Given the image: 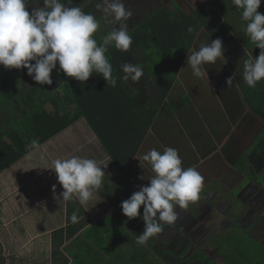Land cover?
Listing matches in <instances>:
<instances>
[{
	"label": "crops",
	"instance_id": "obj_1",
	"mask_svg": "<svg viewBox=\"0 0 264 264\" xmlns=\"http://www.w3.org/2000/svg\"><path fill=\"white\" fill-rule=\"evenodd\" d=\"M203 1L199 2V0H196L193 5L192 0H123L125 7L133 13L124 23L128 25V31H130L135 25L141 23L160 9L167 7L178 17L179 11H184L188 14L193 11L194 6L201 5ZM80 2L82 0H78V4ZM92 3L94 4L93 7L91 6L92 14H97L98 16H95L104 21L98 30L99 33H102V35L107 34L113 26H119V24L113 25L105 22L103 0H89L88 3L82 5L86 6ZM97 5H100V7H97ZM178 21L179 18H175L173 20L174 25H177ZM203 28H205L206 40L200 39V41H204L205 44H210L211 40L220 38L223 32L213 35L206 26H202L200 30L202 31ZM201 35L204 34L201 33ZM209 38L211 39L209 40ZM245 42L248 47L254 45L251 41ZM243 50L244 48L242 47V49L238 50L239 53H226L231 60L230 63L233 65L234 73L236 74V71L238 73L240 69L242 82L244 70ZM225 51L227 52V50ZM249 56L251 55L249 54ZM135 59H138V57H135ZM130 62L141 65L144 70V74L138 82H133L129 79L132 88L137 93L144 94L141 96L139 103L144 120H136L135 118L132 120L129 113H132L133 106H127V101L122 100L120 107L128 109L129 112L124 113V126L122 131L119 132L121 133L120 136L139 135L138 131L142 130L147 119V115L144 114L145 109L155 103L147 94L148 83L145 79L148 77V73L146 66L137 61L130 60ZM215 63H212L211 69H204L203 71L209 77L211 93L225 109L223 107V110H217L215 104H213L214 99H212L209 92H205V94L203 93L200 96L199 103L191 96L190 101L178 102L174 110L176 112V122L181 126V132L178 134L174 131L173 134L169 135L170 138L167 143L162 142L164 145L173 148H184L186 144L191 146L194 149V157L198 158L195 165L198 170L205 163L209 164L205 168L207 171H204L207 178L202 187L204 190H208L206 195L209 198H212L211 191L214 189L211 185L226 182V173L229 169L241 174L252 164L264 168V163L262 164L259 159L258 161H254L251 158L248 159L249 164L245 168H242L243 162L241 161L245 151L249 152L247 156L250 157L251 150L254 149L258 152L260 147H264V140L261 138L259 143L257 141L245 149L249 145L245 146V143H247L245 139L248 138V133L252 132L250 128L252 127L253 129V126L257 123H264V113H262V110H264V99L262 94L258 92L261 91V86L264 82H257L254 88H249L244 82L245 88L252 94V98H260L255 108L261 115L255 116L253 122L250 123H243L241 117H236L238 121L235 122L225 104V99L223 100V95H219V92L214 87V80L211 78L213 77L211 74H213ZM227 75L229 74L227 73ZM47 87L50 92L54 91L62 98L60 83L59 85H47ZM15 89L17 92H24L22 87L21 89ZM232 89L235 90V88ZM237 100L234 97L231 101L236 102ZM14 104L12 103V105ZM62 104L64 105V102ZM48 105L52 107L51 104ZM258 105L260 106L259 110L257 109ZM2 111L4 110L0 108L1 114L4 113ZM173 113L171 111L168 117L163 118L159 114L153 120L133 159L139 160V163L134 164L136 162L132 163V160L123 170H120L111 160L107 150L87 120L80 118L0 171V264H169L153 248L154 245L163 243L167 245L168 249L183 258L193 259L192 256L197 254H210L209 256L212 259L214 258L213 260L216 263L226 264L225 259L227 256L222 257L220 255L221 247L217 246V243L212 245V241L214 239L218 240L221 235H224L225 230L218 232L216 229L217 225L214 226L213 224L220 219V216L222 219L225 214L229 213V203L227 201L224 203V208H217L214 214L212 201L209 200H198L193 205L189 202L190 206L188 208H182L177 205L175 210L178 213V219L175 222L176 224L174 223L177 226L173 224L165 225L161 233L150 238L144 245L136 243L137 237L143 232L145 227V223L141 218L143 205L140 208L141 216L136 218L129 219L122 212L121 202L129 198L134 191L139 190L140 186L148 185L143 182L131 181L129 183L124 181L123 171L126 172L131 165H135L137 170L142 169L144 173L145 169L149 170V167L142 159L143 154L152 150L154 145L151 141L148 144V136L153 131L157 141H160L163 127L157 125V128L154 123L160 121L161 124H166ZM7 118L4 115H0V134L7 130ZM168 122L171 123V121ZM258 126L257 124L256 128ZM80 127L83 128L80 131L84 133L81 137L85 138L84 135L89 136L87 145L81 146L76 150L73 149L69 142L67 143V140L66 142L62 139L58 140L60 136L63 137L65 132L71 129L79 130ZM88 128L92 129L94 135L90 129L88 131ZM166 135L168 136V134ZM182 135L187 138V143L182 141ZM146 142L148 145H145ZM162 143L161 146L163 147ZM55 147L57 148V153L55 152ZM30 154L32 155L31 159H29ZM72 155L94 158L101 161L102 164H108L104 169L105 175L101 187L97 190L96 199L90 201L86 206L80 205L78 198L75 197L70 201L59 203L55 196L62 192L63 188L57 180L55 171L39 168L43 166L40 160L41 156L51 166L53 159L66 158ZM259 155H262L261 158L264 157V148L260 149L255 157ZM138 165L141 167L140 169L136 168ZM228 165L229 167H227ZM209 168H212V170ZM133 177L135 179L138 175L136 174ZM140 180L141 177L139 178ZM242 183L241 178L238 183L240 187ZM53 185L56 186L55 192L53 191ZM242 188L244 189V187ZM237 211L238 214H233L234 218H243L245 221V217H248V221L245 222H248L250 226H255V220L260 219V216L254 215L250 209L243 214L241 210ZM191 212H194L195 218L191 217ZM73 213L77 214V222H73L71 219ZM212 215L215 216L211 217ZM188 219L190 221L197 220V234L202 238L198 240V244L193 246H190L192 241L187 235L190 227L182 222ZM213 220L214 223L202 224V222H211ZM170 226L177 229L175 234L167 232L166 229ZM180 228L186 229L181 231ZM256 229L260 231V227L257 226ZM252 234L255 233L252 232ZM213 253L219 259L213 257Z\"/></svg>",
	"mask_w": 264,
	"mask_h": 264
},
{
	"label": "clouds",
	"instance_id": "obj_2",
	"mask_svg": "<svg viewBox=\"0 0 264 264\" xmlns=\"http://www.w3.org/2000/svg\"><path fill=\"white\" fill-rule=\"evenodd\" d=\"M40 2L0 0V65L26 68L34 81L51 85V73L57 69L58 63V71L62 70L79 82L84 83L93 73H98L108 85L115 87L117 78L106 55L108 48L114 45L126 52L133 43L128 25L124 23L133 13L125 7L123 0H103L105 22L119 26H113L102 35L99 44L95 34L101 27V21L94 14L74 6L73 0H43V6ZM232 3L242 9L241 18L247 22L245 32L261 50L254 59L249 56L244 61L243 80L249 88H254L257 82L264 79V14L258 11L261 0H232ZM187 31L192 33L194 29L189 26ZM223 56L222 39L216 38L188 55L187 63L195 76L203 77L206 73L201 66L215 63ZM121 69L125 73V81L131 79L138 82L144 74L139 64L123 63ZM227 84L228 87L233 84V77L227 78ZM37 147L38 141L32 140L29 148L34 150ZM142 159L151 165L154 175L148 185L140 186L121 202L122 212L129 219L141 216L143 205L141 218L145 227L137 237L138 245L146 244L150 238L161 233L165 225L174 224L178 219L176 206L187 208L189 202L198 201L204 184L203 175L195 167L182 166V158L173 147H165L162 152L152 149ZM40 160L43 166L39 168L54 170L63 188L55 196L59 203L75 197L80 205L86 206L96 199L108 164L76 155L55 158L51 166L43 156ZM55 187L53 185L54 192ZM71 219L77 222V214L73 213Z\"/></svg>",
	"mask_w": 264,
	"mask_h": 264
},
{
	"label": "trees",
	"instance_id": "obj_3",
	"mask_svg": "<svg viewBox=\"0 0 264 264\" xmlns=\"http://www.w3.org/2000/svg\"><path fill=\"white\" fill-rule=\"evenodd\" d=\"M214 2L215 0H204L193 12L187 14L184 11H179L178 17L167 7L160 9L129 31L133 43L128 51L122 52L114 45L110 46L106 55L113 65V75L117 78L115 87L108 85L102 75L98 73H93L86 82L82 83L63 72V77L51 75L52 84L59 85L60 83L62 91V98H60L56 92H50L47 84L41 85L29 75L24 76L30 79V83L33 85L24 92H17L13 85L3 84L6 82L5 79L0 80V108L8 115L4 116L8 117L7 130L0 134V171L32 150L29 148L32 140H37L40 145L80 118L87 120L111 160L120 170H123L135 158L153 120L159 114L163 117L169 113L164 110L165 107L171 104L173 106L170 110H174L178 102L190 101L188 94L183 95L179 101L174 99L170 102L167 98L178 80L179 72L190 50L193 48L192 51H198L200 46L205 44L204 41H200V39L206 40L205 37L203 38L204 35H201L202 26H206L213 35L225 30L222 17L216 10ZM80 3L73 0L74 6H80L85 12L92 13L93 3L86 6H82ZM175 18H179L177 25H174L173 22ZM189 26L194 29L192 33L187 31ZM101 35L102 33L98 31L95 34L98 44L102 42ZM130 60L146 66L148 73V77L145 79L148 83L147 94L155 101L145 109V112L143 111L147 115V119L142 130L138 131L139 135L135 134L137 137L131 134L120 136L121 133H119L124 126V113L129 112L128 109L120 107L122 100L127 101V106H133L132 113H129L132 120L134 118L144 120L139 108L141 96L144 94L137 93L132 88L130 81L123 79L125 73H123L121 65L131 63ZM204 66L206 69H211L212 63H206ZM5 69L3 65H0V76L4 74ZM23 69L26 68H14V71L20 72ZM225 74V78L220 79L225 82L222 90L218 88L220 82L217 83V86L214 83L219 94L234 88L233 84L228 87L227 78L229 75L226 71ZM211 75L213 76V74ZM211 78H214L215 81L218 80L216 76ZM1 95L4 96V102H1ZM224 96L225 104L234 118L233 121H238L236 117H240L239 107L242 102L240 99L236 102L231 101L229 108L227 102L229 97ZM232 99L233 95H231ZM12 103L15 104L12 106ZM48 104H51L52 107ZM256 153L258 152L254 149L251 150L250 158L254 161L259 159L263 164L264 157L261 158L262 155L255 157ZM260 231H262L261 236L257 234L251 236L256 240L258 238L260 241L263 240L264 225L261 226ZM166 246L163 243L154 245L153 248L169 264H211L212 258L208 254L204 258L201 256L193 259L183 258Z\"/></svg>",
	"mask_w": 264,
	"mask_h": 264
},
{
	"label": "rangeland",
	"instance_id": "obj_4",
	"mask_svg": "<svg viewBox=\"0 0 264 264\" xmlns=\"http://www.w3.org/2000/svg\"><path fill=\"white\" fill-rule=\"evenodd\" d=\"M78 1V0H77ZM202 0H199L201 2ZM89 0H82V4L88 3ZM193 5L196 0H192ZM80 3V4H81ZM40 6H43V0L40 2ZM83 6V5H82ZM199 6V5H198ZM198 6H194L193 10L196 9ZM214 6L218 13L221 15L223 23L225 24V30L222 32L220 39H222L223 42V49H224V56L221 58H218L216 63H215V68L213 69V76L218 77V80L215 81L214 83L217 86V83L220 82L219 87L221 90L224 87L225 82L221 81L220 79L225 78V71L226 73L229 74L230 77H233V86L235 90H230V91H225L224 93H220L219 95H223V100L225 99L224 95H229L228 99V107L230 108L231 105V95H233V98L235 99H240L242 102V105L240 104L239 107V115L243 120V123H250L253 122L254 117H258L261 115V113H258L255 105L257 102L260 101V98H252V94L249 92L247 88H245L244 80L242 82L241 76H240V69L238 70V73L236 71V74L234 73L233 70V65L230 63L231 60L229 57H227L226 53H236L244 48V54H243V62L249 57V54L251 57L254 59L256 56L259 55L260 49L255 46V44L252 47L246 46L245 41H251L248 35L245 32L246 24L247 22L242 20V9L237 8L233 3L232 0H215ZM31 6L29 7L30 10ZM258 11L262 14H264V0H261V5L258 8ZM101 21V25L103 24L104 21L102 19H99ZM101 28V27H100ZM205 28L202 29V34H204L203 38L205 37ZM211 38H209L210 40ZM227 50V52L225 51ZM194 51L189 53L188 55H191ZM237 53V55H238ZM232 54H230L232 56ZM255 54V55H254ZM188 55L186 56L185 62L183 64V67L181 68L178 76V80H176L173 89L168 95L167 100L172 102L174 99H181V97L185 94L190 95L194 99L197 100V103H199V98L200 96L205 92H209L212 99H214L213 104H215L217 110H223V105L215 99L213 93H211L210 89V81L208 76H203V77H197L193 74V70L190 66V64L187 63V58ZM204 65V64H203ZM201 66L202 70L206 69L205 66ZM59 69V64L57 63V69H54L51 75L54 76V74L57 77H63L64 73L62 70L58 71ZM27 69H23L22 71L18 72V70L14 71V68H6L5 72L3 75L0 76V80L2 81L3 79L6 80L3 84H11L15 88H23L24 91L29 90L30 86L33 84L30 83V79H27L24 75H28L26 72ZM5 77V78H4ZM22 80V81H21ZM261 81L264 82V79ZM6 85V86H7ZM215 87V86H214ZM216 89V88H215ZM217 92V91H216ZM262 94V97L264 99V83L261 86V91H258ZM196 95V96H194ZM204 100V99H203ZM1 102H4V96L1 95ZM240 102V103H241ZM13 106V105H12ZM173 105L169 104L165 107V111H169V113L172 111L174 112L172 116H170L168 121H171L169 123L168 121L166 124H161L160 121L155 122L154 125L155 127L158 128L157 125H160L163 127V134L161 136V140L157 141L155 138V135L153 134V131L148 136V144L151 142L154 143L152 149H156L158 151H163L165 147H171L168 145H164L165 142L169 141V135L173 134V132H177L178 134L181 132V126L177 124L176 118H175V110H170ZM225 109V107H224ZM257 109H260V106L258 105ZM4 112V111H2ZM166 113L163 115V117H168V114ZM256 113V114H255ZM262 113H264V110H262ZM255 114V115H254ZM0 115L8 116L6 111L4 113H0ZM161 117V118H163ZM179 122V121H178ZM260 122V121H259ZM256 124V123H255ZM257 124L259 125L257 128ZM255 126L250 128L252 132H247L248 133V138L247 143H245V149H247L250 145L253 143H258L260 142L261 138L264 140V123L260 122L257 123ZM90 128H88L89 131ZM80 130H83L82 127H80L79 130L76 129H71L63 134V137L60 136L58 140H65L64 142L67 143L69 142L73 149H78L81 146H85L88 144L89 136L84 135L85 138L81 135L84 134ZM91 133H93L92 129H90ZM168 134V136L166 135ZM94 135V133H93ZM91 136V135H90ZM182 141L188 142L187 138L182 135L181 137ZM57 140V141H58ZM163 144V147L161 146V143ZM257 143V144H258ZM147 142L145 145H148ZM46 147V146H45ZM259 147V146H258ZM264 147H260L258 149V152L260 149ZM178 150V153L180 157L182 158V166L184 168L187 167H195L197 163V159L194 157V149L189 146L188 144L185 145L184 148H175ZM55 152L57 153V148L55 147ZM243 153V152H242ZM248 151H245L243 153V157L241 158V161L243 162L242 168H245L249 162L248 159L250 157L247 156ZM145 154H143L144 156ZM143 158V157H142ZM136 162V163H134ZM139 160H133L132 163L138 164ZM146 165L149 167V170L145 169V173L143 172L141 167L138 165L136 168L140 169L137 170L135 169V165H131L130 169H128L126 172L123 171L124 181H128L129 183L132 182H143L145 184L150 183V179L154 175L151 165L146 162ZM208 163H205L198 171L203 175L204 177V182L205 179L207 178L206 173L204 171H207L205 169L208 167ZM229 167V165L227 166ZM212 170V168H209ZM264 168L259 167L258 165L252 164V166H249L246 168L244 172L237 173L231 169L226 173V182L219 184L215 183L212 184L211 187L213 191H211L212 198H209L206 194L208 190H204L202 188L201 193H200V199L199 200H209L212 201V209H213V214L216 212L217 208L221 209L222 207L224 208V203L227 201L229 203V213L225 214L223 218L221 219V216L218 218L213 224L214 226L217 225V231L221 232L222 230L224 231V235H221L218 240L214 239L212 241V245L217 243V246L221 247L220 250V255L222 257L227 256L225 259L226 264H239V263H245V264H264V239L258 240L254 239L251 235L252 232L257 234L258 236L262 234V231H258L256 228L257 226L261 228L262 225H264V178L262 174L264 173ZM153 174H152V173ZM138 175L137 178L134 179V175ZM143 177L139 181V178ZM242 178V185L241 187L239 186V181ZM239 186V187H238ZM244 187V189L242 188ZM204 196V197H202ZM210 196V195H209ZM211 197V196H210ZM196 202V201H195ZM195 202H191L192 205ZM190 205L188 204V207ZM187 207V208H188ZM226 207V206H225ZM253 211L254 215L260 216V220L255 223V226H250L248 222V217H245V221L243 218L241 219H236L234 218L233 214H238L237 210H241L242 214L246 211ZM190 215H192V218H195L194 212H191ZM215 215H212L213 217ZM183 223H186L188 227V237L191 238V243L190 246H193L194 244H198V240L202 239L197 233V226L198 222L197 220L195 221H190L188 220H183ZM209 223H214V220L209 222H202V224H209ZM176 224V223H175ZM173 224L174 226H177ZM186 228H180V230H184ZM167 232L171 233H176L177 229L173 228V226L168 227ZM200 231V230H199ZM215 241V242H214ZM210 255V254H209ZM213 257L218 258L219 257L213 253ZM201 256L204 258L206 254H197L196 256H192L193 258ZM211 264H217L215 260H211Z\"/></svg>",
	"mask_w": 264,
	"mask_h": 264
},
{
	"label": "flooded vegetation",
	"instance_id": "obj_5",
	"mask_svg": "<svg viewBox=\"0 0 264 264\" xmlns=\"http://www.w3.org/2000/svg\"><path fill=\"white\" fill-rule=\"evenodd\" d=\"M203 2H204V1H203ZM203 2H202V3H203ZM199 6H200V5H199ZM194 10H195V9H194ZM194 10H193V11H194ZM193 11H192V12H193ZM260 218H261V217H260ZM259 220H260V219H256L254 223H256V222L259 221Z\"/></svg>",
	"mask_w": 264,
	"mask_h": 264
}]
</instances>
